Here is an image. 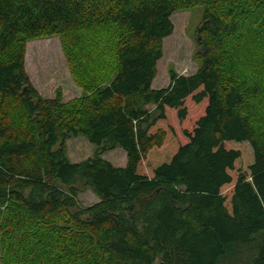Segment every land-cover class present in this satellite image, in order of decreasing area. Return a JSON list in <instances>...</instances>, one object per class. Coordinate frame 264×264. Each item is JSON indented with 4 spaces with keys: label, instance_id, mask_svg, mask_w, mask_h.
<instances>
[{
    "label": "trees",
    "instance_id": "1",
    "mask_svg": "<svg viewBox=\"0 0 264 264\" xmlns=\"http://www.w3.org/2000/svg\"><path fill=\"white\" fill-rule=\"evenodd\" d=\"M195 4L201 64L154 89L170 16ZM78 29L95 49L76 56L105 75L86 102L41 97L23 41ZM258 45L264 0H0V264H264V59L244 54ZM78 134L99 150L72 162ZM115 147L123 166L100 154ZM78 177L97 203L78 205ZM65 212L83 238L43 233Z\"/></svg>",
    "mask_w": 264,
    "mask_h": 264
},
{
    "label": "rangeland",
    "instance_id": "2",
    "mask_svg": "<svg viewBox=\"0 0 264 264\" xmlns=\"http://www.w3.org/2000/svg\"><path fill=\"white\" fill-rule=\"evenodd\" d=\"M203 9V4H195L189 8L177 10L170 16L174 30L162 42L163 54L156 63V74L152 81V87L154 89L167 87L171 72L180 75H190L200 66L201 57H199V52L201 51V47L197 43L196 28L201 22ZM89 32L78 29L72 36L67 35L65 39L54 34L29 38L23 41L25 72L36 92L41 97L52 99L59 95L61 103L68 105L73 100L86 102L85 99L90 94V91L83 87L86 79L94 76L97 72H101V75L105 73L103 70L96 71L95 63L91 60L93 57L88 58V55H82V53L81 58L76 56L78 52L75 51L76 47L80 51L84 50V52L89 53L95 49L92 47L91 34ZM76 44L77 46H75ZM233 46L235 50L237 46ZM260 46L263 45H258L256 50L247 48L244 51V54H252L249 58L250 62L264 59V46L263 49H260ZM97 48L103 49L105 47ZM106 57L108 61L113 60L112 55H106ZM261 64L264 67V61ZM109 69L110 72L108 73L110 75L105 83L114 73L113 68ZM240 69L242 70V68ZM227 70V68H224V71ZM92 83H98L97 86H99L101 81L98 80ZM131 99L125 98V101L130 102ZM11 106L12 108L10 110L16 115V121L18 123L21 121L19 106L17 104H11ZM152 107V105L147 106V108ZM65 146L67 158L72 162H79L91 158L99 150L80 134L75 136L69 135L65 140ZM100 154L113 165L123 166L126 163V154L120 147L107 149ZM143 162H145V159ZM72 185L76 188V201L79 206L84 208L89 207L100 200L93 189L82 178H76ZM60 186L67 189V186L62 184ZM67 213L65 212V217L44 219L42 221L43 233L51 234V231L56 230L66 234H72L78 238H83L84 236L78 235L80 234L78 232L80 230L78 224L71 222L69 216L67 217ZM70 213L75 214L76 211L70 209ZM81 218H84V216H81ZM223 264H229V262L225 261Z\"/></svg>",
    "mask_w": 264,
    "mask_h": 264
}]
</instances>
